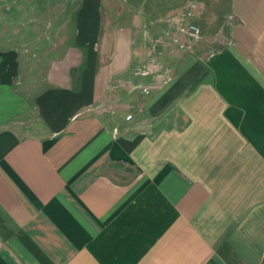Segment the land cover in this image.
Instances as JSON below:
<instances>
[{
    "label": "crops",
    "instance_id": "obj_1",
    "mask_svg": "<svg viewBox=\"0 0 264 264\" xmlns=\"http://www.w3.org/2000/svg\"><path fill=\"white\" fill-rule=\"evenodd\" d=\"M34 1L62 35L27 82L0 51V264H264V0Z\"/></svg>",
    "mask_w": 264,
    "mask_h": 264
},
{
    "label": "rangeland",
    "instance_id": "obj_2",
    "mask_svg": "<svg viewBox=\"0 0 264 264\" xmlns=\"http://www.w3.org/2000/svg\"><path fill=\"white\" fill-rule=\"evenodd\" d=\"M13 2L0 0V51L15 47L26 50L28 56L22 60V73L23 82H27L28 72L43 74L48 67L51 59L46 54L59 44L62 27L52 24L56 12L52 15V11L40 10V1L17 0L16 9ZM39 19L44 22L40 24Z\"/></svg>",
    "mask_w": 264,
    "mask_h": 264
},
{
    "label": "built area",
    "instance_id": "obj_3",
    "mask_svg": "<svg viewBox=\"0 0 264 264\" xmlns=\"http://www.w3.org/2000/svg\"><path fill=\"white\" fill-rule=\"evenodd\" d=\"M189 29L193 33V35H195V36L199 35V33H200V29L197 26L192 25L189 27ZM128 118L130 119L131 116H128Z\"/></svg>",
    "mask_w": 264,
    "mask_h": 264
}]
</instances>
